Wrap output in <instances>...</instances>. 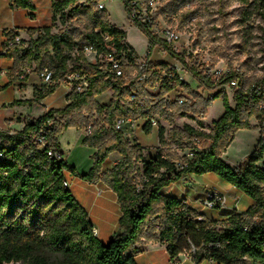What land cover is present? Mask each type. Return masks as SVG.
Instances as JSON below:
<instances>
[{
  "label": "trees",
  "instance_id": "16d2710c",
  "mask_svg": "<svg viewBox=\"0 0 264 264\" xmlns=\"http://www.w3.org/2000/svg\"><path fill=\"white\" fill-rule=\"evenodd\" d=\"M18 9L34 10V0H10ZM102 0H51L53 24L62 28L54 33V25L38 32L35 40L21 41L8 47L17 34L7 33L4 56L13 60V73L23 67L35 66L36 72L48 69L52 82L34 92L30 101L14 105H33L41 102L65 82L70 73H80L89 82L84 93L71 92L68 105L50 110L38 119L26 118L24 128L10 135L0 131V264H137V245L142 238L147 242L165 245L172 260L190 253L196 264L211 261L216 264H264V140H259L254 152L240 165L231 166L223 154L240 130L253 129L254 114L244 106L245 80L230 71L220 82H213L169 45L152 35L143 25H133L148 40L150 50L159 47L171 55L186 70L199 87L212 92L240 79L234 94L235 106L221 91L207 99L197 96L188 84L178 81L169 64L160 63L154 69L147 62L144 70L134 64L136 50L127 41V32L110 22L107 10H100ZM128 21H131V0H121ZM256 10L264 17V0H258ZM249 7L250 0H244ZM72 22L67 26L68 22ZM84 22L83 29L77 23ZM78 36V37H76ZM108 37L109 41L105 38ZM85 47H92L105 57L110 50L126 54L129 65L123 67L124 77L116 78L109 63L97 65L87 61ZM78 50L80 64L71 66L72 53ZM262 53L264 56V44ZM174 75V79L163 75ZM145 77L142 82L139 78ZM264 80V79H263ZM184 89L196 99L194 105L181 113L173 110L178 102L164 101L163 97L176 89ZM149 89H158L162 98L156 101ZM112 91L108 105H101L97 97ZM223 101L224 114L206 128L200 121L197 127L173 126L167 133L158 132L162 147L177 151L191 150L192 158L180 157L172 151H158L144 162L143 148L132 144L115 128L117 119L151 121L160 118L174 124L176 118L188 112L205 117L216 99ZM188 102L182 105L188 108ZM179 105V106H182ZM97 115L96 122L91 118ZM91 133L82 141L96 152L88 173L80 176L66 160L48 156L50 149L60 151L59 140L70 128ZM43 131L47 146L41 148L33 136ZM199 142V143H198ZM119 163L108 171L112 156ZM182 163L180 169L177 164ZM144 163L139 180V164ZM214 174L249 198L253 205L243 213H235L226 220L214 222L204 218L185 204V200L166 196L164 190L190 176ZM76 176L91 185L103 183L116 194L121 209L119 234L103 245L94 233V225L87 211L74 197L68 183ZM69 185V183H68Z\"/></svg>",
  "mask_w": 264,
  "mask_h": 264
},
{
  "label": "rangeland",
  "instance_id": "374dc122",
  "mask_svg": "<svg viewBox=\"0 0 264 264\" xmlns=\"http://www.w3.org/2000/svg\"><path fill=\"white\" fill-rule=\"evenodd\" d=\"M258 0H250V4L254 6L249 7L244 3V0H157V11L156 19L159 25L163 29H169L178 36V40L174 44V47L178 50L180 56H182L185 62L201 70L207 65L213 67H224L225 69L237 72L245 80V86H250L252 83L258 81L264 75V56L262 53L264 44V17L256 10ZM108 9L111 12L110 22L127 32V41L136 50V59L134 64H140L150 62L154 69H158L160 63L169 65H175L185 68L169 54L163 53L159 47H155L150 50L148 46V40L144 35H139L136 31L127 26V20L125 12L121 6V0H108L106 2ZM109 12V11H108ZM73 21L68 22L67 26H70ZM54 33L62 28L59 21L53 24ZM79 29H83L84 22L77 23ZM78 37V36H76ZM151 53L148 55V53ZM125 60L130 61L126 54ZM71 66H77L81 63L79 58L78 50L72 53ZM28 69L35 71V66L30 68L23 67L19 74L26 73ZM15 77L19 81V77ZM29 74H26L25 80ZM185 79L190 86L191 90L199 97L207 99L222 90H214L209 92L204 88L199 87V84L190 76L186 75ZM65 85V83H63ZM44 86V84H43ZM150 95L156 101L162 98V93L158 89H149ZM228 96L230 106H235L233 95L230 91H224ZM61 90L57 92L54 97H58ZM112 91H108L97 98L101 105L108 102ZM12 95L5 94L1 97L0 102L7 101ZM164 101L170 103H176V101L183 99L187 101L188 108L184 105L179 106L175 104L173 110H177L181 107V113H184L186 109L191 108L196 99L188 94L184 89H176L171 93L163 97ZM220 98L214 101L211 109L207 111L208 119L213 120L217 117L221 111ZM28 105V104H27ZM25 105L16 106L17 111L24 112L26 110ZM35 116H38L43 109L42 106L29 107ZM181 113L176 118L174 124L156 118L158 125L156 127L145 128L146 121H140L137 129V135L132 137L133 144H138L143 148L144 162L150 161L151 158L158 154V151H172L173 154H177L182 157L186 153L177 151L175 147H162L159 143L158 132L160 128H164L167 133L177 126L182 128L185 125L198 124L200 121L203 122L205 117L198 116L192 112H188L186 117L181 116ZM98 119L97 115L91 118V121L96 122ZM24 121L20 117H14L12 119L0 120V131H11L19 132L21 130ZM12 124L11 126L9 125ZM253 124V122H252ZM70 131L66 137L60 138L66 157L70 156L71 164L76 165L79 171H85L87 168H92L90 162L93 160L87 146H83L82 143L78 142V135L74 131L75 128H70ZM153 130V131H152ZM139 135V136H138ZM259 139V132L256 127L249 130H240L235 134V138L231 145L227 148V151L223 154V159L229 164H242L255 150L256 142ZM94 150V149H91ZM96 151V150H95ZM114 157L112 156L111 159ZM94 164V160H93ZM263 164V163H262ZM144 163L139 164V173L136 175L138 181L143 173ZM264 165V164H263ZM111 169L110 163H108L104 170L108 171ZM89 172V171H88ZM87 172V173H88ZM72 180L73 177L71 176ZM199 198L198 193L191 192V200ZM195 208L203 210L212 217H217L220 214V210H208L203 207L202 204L195 205ZM198 210V209H195ZM194 210V211H195ZM203 214V213H201Z\"/></svg>",
  "mask_w": 264,
  "mask_h": 264
},
{
  "label": "crops",
  "instance_id": "0c3cea01",
  "mask_svg": "<svg viewBox=\"0 0 264 264\" xmlns=\"http://www.w3.org/2000/svg\"><path fill=\"white\" fill-rule=\"evenodd\" d=\"M121 6L125 12L122 1ZM34 7L35 9L32 11L27 9H18L13 6L11 1L0 0V52L4 50V46L7 43V33L12 32L14 34H17L21 38V40L29 42L37 38L39 31L53 25L51 0H34ZM106 10L109 11V14L111 15L107 4ZM125 16L128 28L133 29L142 36V33L128 21L126 13ZM13 68V60L5 57L4 54H2L0 56V99L5 94H10L12 96L11 98H9V100L0 102L1 121L12 119L14 117H20L23 120H25L26 118L38 119L50 110L63 109L68 105V102L66 100L68 91L66 89V86L61 84L57 88L55 93L43 99L41 102L33 105H25L24 107H27L26 110H23V113L17 111V105H14V103L19 101L25 102L32 100L35 90L41 89L43 87V83L35 72H31L25 82L20 84L15 77L16 75L13 73ZM28 70L33 71V69ZM59 90H61L60 95L58 97H54ZM111 98L112 95H110L108 102L104 105H108ZM219 104L221 105V111L219 112L217 117L213 120H209L208 113L207 118L203 120L206 128L212 127L213 123L223 116L224 107L221 98ZM28 106L30 108L42 106L43 109L38 116H35L30 113L31 110L28 109ZM211 107L209 108V110L211 109ZM138 123H140V121H138ZM191 126L197 127L196 124ZM23 128L24 125L22 124L21 130ZM70 131L73 130H67L62 135L63 139ZM74 131L77 133L78 142L81 144L86 137L85 133L77 129ZM135 134H138L137 131ZM258 142L259 139L256 142L255 148L257 147ZM59 144L60 151L63 153L64 159L70 166H73V164H71L69 160L70 156L69 158L68 156L66 157V153L60 140ZM95 152V150L88 149L90 157ZM113 157L114 158L112 159V161L120 160V157L118 155H113ZM262 163L264 164V159ZM90 164L91 166L93 165V160H91ZM229 165L238 166L239 164ZM74 167L76 168L80 176L86 174L90 170L89 167L85 171H79L76 165H74ZM70 177L71 176L68 177L70 190L72 191L74 197L77 199L80 205L89 214L90 220L93 223L95 230H97V238L103 245L109 244L112 238L120 232L119 220L122 214L116 194L113 193V191L103 183L91 185L86 181H83L79 177L72 176V180L70 179ZM209 189H217L227 197L226 208L220 210V214L217 217H212L208 213L207 216H205L206 214L203 212V210L195 208V205L201 204V201L205 198L206 191ZM193 191L195 193H198L199 198L195 200L190 199L191 192ZM164 194L166 196L174 197L179 200H185L189 208L193 210L198 209L195 210L197 213H203L201 215H203L204 218L214 222L226 220L235 213H243L253 205L252 201L244 194L238 192L235 188H233L231 185L227 184L214 174L182 178L176 184L165 189ZM137 248L139 249V252L136 256L137 264H196L192 260L190 253L181 254L177 259L172 260L167 252L165 245L161 244L160 242H147L145 237L141 239V242L137 245ZM201 264L216 263L206 260Z\"/></svg>",
  "mask_w": 264,
  "mask_h": 264
},
{
  "label": "built area",
  "instance_id": "2783aa9c",
  "mask_svg": "<svg viewBox=\"0 0 264 264\" xmlns=\"http://www.w3.org/2000/svg\"><path fill=\"white\" fill-rule=\"evenodd\" d=\"M10 1V0H9ZM108 0H102L98 3V8L100 10H106V2ZM157 0H131V24L139 23L143 25L152 35L155 37L165 41L169 47L176 53L178 50L174 47V44L178 40V36L169 29H163L160 27L159 22L156 19V11H157ZM106 41H109V38H105ZM21 38L16 36L12 42L8 44V47H12L14 44H20ZM6 49L0 52V56L5 53ZM84 53L87 61L91 64L97 65L100 61L101 63H109L110 69L113 71L116 78L124 77V70L123 67L129 65V61L125 60L126 56L124 54H117L115 51L110 50V52L105 56H99L97 51H95L92 47H85ZM151 53L149 52L148 55ZM178 63V62H177ZM147 62L135 64L138 66L139 70H144L146 67ZM176 72V78L178 81L188 84L185 76L188 75L186 70L184 71L182 67L172 66ZM203 73L207 79L213 82H220L225 76H227L230 71L225 69L224 67H213L207 65V67L202 68L199 70ZM41 82L44 85H49L52 82V72L48 69H42L40 72L34 71ZM31 71L27 70L26 73L19 74V83L22 84L25 82L26 74H30ZM237 73V72H236ZM239 74V73H237ZM189 76V75H188ZM241 76V75H240ZM163 77L169 78L171 80L174 79V75H166L164 74ZM145 77L139 78V82H142ZM264 75L256 82L252 83L250 86H245L243 91L246 94L244 98V106L254 113H257L258 116L254 114L252 117L251 123L253 122V126L258 129L259 132V140H264ZM65 86L68 91V94L71 92H76L78 94L84 93L87 91L89 87V82L87 81L86 77L81 75L80 73H70L65 78ZM240 88V79L233 80L230 85H226L223 87L218 88L222 91H230L233 95L238 91ZM179 105L184 103L183 99L177 101ZM236 105V104H235ZM11 126L12 124L9 123ZM152 127H156L158 122L156 120L151 121ZM139 127V123L132 119H123L119 118L116 121L115 128L117 131L122 132L127 140L133 144L132 137L135 135L137 129ZM91 127L85 133V135H89L91 133ZM10 135H13L14 132L6 131ZM33 140L41 147L45 148L47 146V140L44 136L43 131H40L36 135H34ZM199 143V142H198ZM185 156L187 158L193 157V152L191 150L185 151ZM48 156L55 160H63L64 156L61 151H54L50 149L48 151ZM0 158H2V154L0 153ZM65 160V159H64ZM119 163L118 160H114L111 163V167L116 166ZM177 166L181 169L183 167L182 163H178ZM65 186H69L68 183ZM185 204H187L185 202ZM201 204L204 208L208 210H223L226 208L227 205V197L217 189H209L205 193V198L201 201ZM95 235H97V230H94Z\"/></svg>",
  "mask_w": 264,
  "mask_h": 264
}]
</instances>
